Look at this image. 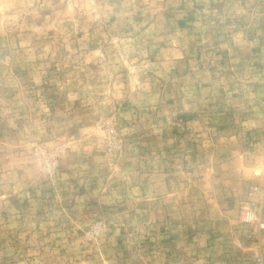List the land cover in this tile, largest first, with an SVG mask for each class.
I'll list each match as a JSON object with an SVG mask.
<instances>
[{"label":"rangeland","instance_id":"374dc122","mask_svg":"<svg viewBox=\"0 0 264 264\" xmlns=\"http://www.w3.org/2000/svg\"><path fill=\"white\" fill-rule=\"evenodd\" d=\"M257 257L264 0H0V264Z\"/></svg>","mask_w":264,"mask_h":264},{"label":"built area","instance_id":"2783aa9c","mask_svg":"<svg viewBox=\"0 0 264 264\" xmlns=\"http://www.w3.org/2000/svg\"><path fill=\"white\" fill-rule=\"evenodd\" d=\"M260 226H262V223H259ZM254 264H264V260L261 257H257L254 261Z\"/></svg>","mask_w":264,"mask_h":264}]
</instances>
